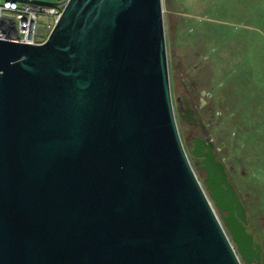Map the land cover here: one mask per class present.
Here are the masks:
<instances>
[{"label":"water","instance_id":"obj_1","mask_svg":"<svg viewBox=\"0 0 264 264\" xmlns=\"http://www.w3.org/2000/svg\"><path fill=\"white\" fill-rule=\"evenodd\" d=\"M203 163L204 188L161 0H66L42 42L0 39V264L250 263L223 165Z\"/></svg>","mask_w":264,"mask_h":264},{"label":"rangeland","instance_id":"obj_2","mask_svg":"<svg viewBox=\"0 0 264 264\" xmlns=\"http://www.w3.org/2000/svg\"><path fill=\"white\" fill-rule=\"evenodd\" d=\"M161 3L171 98L174 99L179 78H183L198 90L209 89L220 102L214 109L224 110L228 155L233 156L236 168L243 166L247 171L237 176V182L250 187L254 201L251 210L264 219V0ZM54 20L50 15L39 14L43 31L39 38L46 37L51 29L48 25ZM172 55L177 56L175 64ZM203 112L209 121L206 108ZM214 136L217 143L223 141L220 129ZM190 163L204 188L200 173ZM210 203L213 206L211 200ZM240 261L244 264L241 258Z\"/></svg>","mask_w":264,"mask_h":264},{"label":"flooded vegetation","instance_id":"obj_3","mask_svg":"<svg viewBox=\"0 0 264 264\" xmlns=\"http://www.w3.org/2000/svg\"><path fill=\"white\" fill-rule=\"evenodd\" d=\"M172 58L177 63V56L172 55ZM175 91L172 100L173 111L179 137L189 162H193L202 180L205 177V165L203 163L205 157L212 160V162H220L223 165L227 182L231 185L235 197L245 212L246 230L253 236L254 242L258 243L260 248L258 258L253 256L250 263L242 261L244 264H264V219L258 212L251 210L254 201L250 198V187L245 184L240 185L237 182L239 181L237 176H243L247 171L243 166L236 168L232 162L233 156L228 155L229 143L228 140L227 142L224 141L227 137L223 130L225 124L223 119L224 110L221 108V111L217 112L214 109L220 102L213 98L209 89L202 88L198 90L196 86L188 83V80L183 78H179ZM205 108V115L209 118V121L204 119L203 111ZM218 129L221 130L222 137L224 136L223 141H219V143L216 142L214 136V132H217ZM232 204L235 205L236 202ZM218 213L221 218L226 215L225 212L220 214L218 211ZM253 248L255 249L254 246ZM257 251L258 249H255V254Z\"/></svg>","mask_w":264,"mask_h":264},{"label":"built area","instance_id":"obj_4","mask_svg":"<svg viewBox=\"0 0 264 264\" xmlns=\"http://www.w3.org/2000/svg\"><path fill=\"white\" fill-rule=\"evenodd\" d=\"M65 2L0 0V39L24 43L42 42L46 37L39 38L43 35L38 23L39 14L50 15L56 20Z\"/></svg>","mask_w":264,"mask_h":264}]
</instances>
